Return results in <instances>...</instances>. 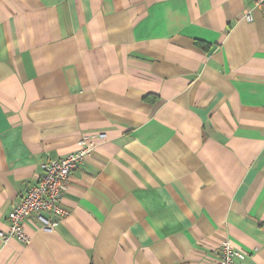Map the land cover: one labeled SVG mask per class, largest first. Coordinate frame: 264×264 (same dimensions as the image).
<instances>
[{"label":"crops","instance_id":"obj_1","mask_svg":"<svg viewBox=\"0 0 264 264\" xmlns=\"http://www.w3.org/2000/svg\"><path fill=\"white\" fill-rule=\"evenodd\" d=\"M83 136L67 216L0 264H215L226 240L264 264V7L0 0V231Z\"/></svg>","mask_w":264,"mask_h":264},{"label":"built area","instance_id":"obj_2","mask_svg":"<svg viewBox=\"0 0 264 264\" xmlns=\"http://www.w3.org/2000/svg\"><path fill=\"white\" fill-rule=\"evenodd\" d=\"M254 6L264 7V0H253ZM246 18H250L247 13ZM95 145L88 136L81 137L77 148L56 159H50L42 164V173L34 184L30 185L25 194L8 212V227L0 231V239H16L27 243L29 237L23 229V221L33 213H49L51 220H45L43 229H53L60 220L67 216L68 211L61 205L62 197L66 191L71 173L89 158ZM248 253L237 248L230 240L221 243L219 258L215 264H245Z\"/></svg>","mask_w":264,"mask_h":264},{"label":"trees","instance_id":"obj_3","mask_svg":"<svg viewBox=\"0 0 264 264\" xmlns=\"http://www.w3.org/2000/svg\"><path fill=\"white\" fill-rule=\"evenodd\" d=\"M196 44H198L199 46H202V44L201 43H199V42H196ZM206 49V48H205Z\"/></svg>","mask_w":264,"mask_h":264}]
</instances>
